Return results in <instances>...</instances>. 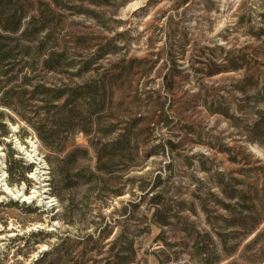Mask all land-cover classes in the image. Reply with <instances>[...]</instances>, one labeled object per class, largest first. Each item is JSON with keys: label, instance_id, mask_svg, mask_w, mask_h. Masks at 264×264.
Instances as JSON below:
<instances>
[{"label": "rangeland", "instance_id": "1", "mask_svg": "<svg viewBox=\"0 0 264 264\" xmlns=\"http://www.w3.org/2000/svg\"><path fill=\"white\" fill-rule=\"evenodd\" d=\"M0 4L1 20L23 15L0 30V264H264V0ZM30 22L45 28L24 35ZM98 46L115 49L84 70ZM230 53L241 69L221 70ZM115 65L132 68L100 114L77 109L89 136L32 95ZM122 135L127 152L99 163L91 141Z\"/></svg>", "mask_w": 264, "mask_h": 264}, {"label": "trees", "instance_id": "2", "mask_svg": "<svg viewBox=\"0 0 264 264\" xmlns=\"http://www.w3.org/2000/svg\"><path fill=\"white\" fill-rule=\"evenodd\" d=\"M78 1H83V0H78ZM124 0H91V4L97 7H102L104 5H109L111 2H117V3H122ZM2 4V3H1ZM0 4V10H5L7 5H1ZM51 4L53 6L59 8L60 10H70L71 7H68L67 5L64 4V0H51ZM49 5V4H48ZM50 13L53 15V10H51L50 5L47 6L45 5ZM23 10V9H21ZM19 11L14 14V17L12 18V21L14 22L13 25L9 23L8 19H0V30L2 29L4 32L7 33H17L20 31L22 27V22H23V15L20 13L17 16ZM16 17V18H15ZM47 18V19H46ZM49 17H43V22L46 24L48 22ZM31 26L32 22L28 24L27 29L24 32V35H27L28 33H31L34 35V33H40L44 30L45 25L38 30H35L31 32ZM115 49L112 46H98V51H95L93 53L92 59H89L88 62L86 63V67L84 70H90L88 69L90 66H94L98 64V62L102 59L104 55L111 49ZM10 53H4L3 56H8ZM243 55H234L232 53L228 54L226 58L224 59V62H227V64L223 65L222 69L224 68L227 70H237L241 69V64H239V59L243 61ZM10 59H0V70L4 67V65L9 61ZM61 59H45L43 62V65L48 70H56V68L59 66ZM17 65H13L9 70L3 71L4 74H7L8 72H12L15 70V67ZM7 67V65H6ZM219 67V66H218ZM132 68V67H130ZM128 67H125V65L120 66V65H115L111 66L110 69H108L104 74L100 75V80L98 82H90V84H86L84 87H76V88H69L66 85L58 86V85H51L48 86L46 83L40 84L34 88V92H32V95H40L43 96L44 98L42 99V102L44 104V109L48 112L51 113L53 110L58 111L59 113L63 114L64 118L67 121L73 122V120H76V128L77 131L85 134L86 136L90 135L91 132V127L89 128V123L87 118H81L76 115L77 109H82L85 104L86 111L88 112L89 116L88 118L92 119V117L100 114L101 112V107L100 103L97 102V98L100 95L101 91L107 90V83H110L112 85L116 84L118 79L121 78L123 73L130 69ZM93 71L98 72L99 68L92 69ZM221 71H216V73H210V76H213L215 74H219ZM32 81L30 77H26L23 83V86H32ZM9 82H12V79L9 80ZM243 82H249V79L243 80ZM245 86L241 88L242 91H245ZM86 90V91H85ZM25 94H30L29 91L26 89L24 91ZM8 95V94H6ZM90 96V101L86 102L87 100L85 99V96ZM13 111H15L11 106H9ZM103 108V106H102ZM227 114V113H225ZM141 120H138V123ZM111 132V131H108ZM91 145L95 148L96 154H97V159L98 162L101 163L102 160L108 158V159H113L116 156H123L125 152H127L128 146H129V141L125 138L124 135L119 136V138L111 143V144H106V145H101L99 143H94L91 141ZM62 150H66V147L63 146ZM157 199V198H156ZM155 199V200H156ZM158 204V203H157ZM159 224H166V219L164 217H161L157 219Z\"/></svg>", "mask_w": 264, "mask_h": 264}, {"label": "bare ground", "instance_id": "3", "mask_svg": "<svg viewBox=\"0 0 264 264\" xmlns=\"http://www.w3.org/2000/svg\"><path fill=\"white\" fill-rule=\"evenodd\" d=\"M2 188H3L5 193H7V194L9 193V194H12L14 196L16 195V193L12 189H10L8 186L4 185V186H2ZM17 194L20 195L21 191H17ZM21 196L24 198L23 201H26V200L30 199L28 197H25L24 195H21ZM33 197L34 196H32L31 198H33ZM51 202H54V199Z\"/></svg>", "mask_w": 264, "mask_h": 264}]
</instances>
